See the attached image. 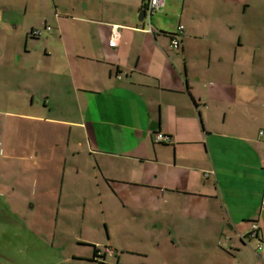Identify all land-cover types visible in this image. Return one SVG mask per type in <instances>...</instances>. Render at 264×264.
<instances>
[{
    "label": "crops",
    "instance_id": "0c3cea01",
    "mask_svg": "<svg viewBox=\"0 0 264 264\" xmlns=\"http://www.w3.org/2000/svg\"><path fill=\"white\" fill-rule=\"evenodd\" d=\"M19 1L37 22L18 63L0 64L15 106L0 132V264L114 258L109 237L62 260V207L78 210L70 197H99L106 215L105 197L120 204L115 218L149 245L123 254L143 264H264V0H203L188 12L183 1L172 12L182 33L173 19L155 23L156 11L139 22L145 0Z\"/></svg>",
    "mask_w": 264,
    "mask_h": 264
},
{
    "label": "rangeland",
    "instance_id": "374dc122",
    "mask_svg": "<svg viewBox=\"0 0 264 264\" xmlns=\"http://www.w3.org/2000/svg\"><path fill=\"white\" fill-rule=\"evenodd\" d=\"M183 1L186 2L187 12L189 10L188 6L194 5L197 7V5L204 2L203 0H166L167 8L163 9L161 12L156 11L152 18L153 21L156 23L159 22V20L173 19L171 21V26H175L177 32L179 27H177L178 20L172 17L174 16L172 15V12L175 11V15L179 14L178 11L182 6ZM10 12H13V18L19 24L16 31L9 22V19L11 18L9 16ZM32 17V10H27V14H25L24 7L19 0H0V21L2 23L0 28V64H3V61L1 60H3L2 58L4 56L14 57L13 62L16 64L18 63V57L15 56V51L22 50L21 43L24 37L23 30L36 24L37 21H34V18ZM204 32L205 27H202L199 33L203 34ZM15 46L18 48L14 49ZM0 74V132H2L4 130L2 114H5V111L14 110L15 106L8 105L5 101L6 90L3 78L4 71L0 70ZM75 198L77 199L75 202L78 207L75 215L64 213V207H62L59 231L56 239V241L60 243L62 260H64V257L73 260L74 256L90 255L93 249L80 244L95 245L98 243L101 247H104L107 244L109 237H111L113 238V243L117 246V255L114 258H107L105 264H118V255L121 256L119 264H143V260H141L139 256H128L123 254L124 245L128 246L129 250L132 251L137 250L138 245L147 246L148 241L140 244L138 235H132L127 232L129 229L128 224L123 228L122 224L119 222L120 218L118 220L115 218V215L119 213V209L121 208L120 204L109 197H105L104 205L107 208L106 215L101 209L99 197H96V201L92 199L93 197H70V199ZM86 198V226L82 227V216ZM112 209H114V212H112ZM97 220L99 221L98 223H100L99 225L95 224ZM107 224L109 225V228L107 227ZM118 229L125 233H122L123 235L117 234ZM146 250V254L157 253V251L152 248H147ZM160 258L163 259V256H160ZM147 261L149 262L148 264L151 263V260L147 259ZM71 263L72 262H70V264ZM72 264H90V262L75 261Z\"/></svg>",
    "mask_w": 264,
    "mask_h": 264
},
{
    "label": "built area",
    "instance_id": "2783aa9c",
    "mask_svg": "<svg viewBox=\"0 0 264 264\" xmlns=\"http://www.w3.org/2000/svg\"><path fill=\"white\" fill-rule=\"evenodd\" d=\"M164 2L165 0H145V16L150 18L151 15L153 14V12L161 9L164 6ZM121 29L122 27L119 25H112L110 28V35H109V40H108V46L110 48H117L119 45V41H120V36H121ZM45 31H51V27H46ZM183 31V26H179L178 27V33H182ZM44 30H40V29H35L33 31H31L30 35L34 38H38L43 34ZM148 32L149 33H153L152 32V27L149 23V28H148ZM176 35V34H175ZM175 35H173V37H171V43H170V47L172 49H178L179 48V41L175 38ZM156 143H164L166 141H170L169 137L164 136L161 133H158L155 135L154 138ZM260 225L258 222H251V226H250V230L247 234V238L248 240H259V232H260ZM263 250V244L260 242H258L256 249H255V253H259ZM105 254H112V249L110 248H105L104 250Z\"/></svg>",
    "mask_w": 264,
    "mask_h": 264
},
{
    "label": "water",
    "instance_id": "95a60500",
    "mask_svg": "<svg viewBox=\"0 0 264 264\" xmlns=\"http://www.w3.org/2000/svg\"><path fill=\"white\" fill-rule=\"evenodd\" d=\"M145 14H146V12H145V5H144L142 11L139 13V16H138L139 22H143V20L145 18Z\"/></svg>",
    "mask_w": 264,
    "mask_h": 264
},
{
    "label": "trees",
    "instance_id": "16d2710c",
    "mask_svg": "<svg viewBox=\"0 0 264 264\" xmlns=\"http://www.w3.org/2000/svg\"><path fill=\"white\" fill-rule=\"evenodd\" d=\"M171 37H173V35H171ZM102 252L104 254V251H102ZM103 254H101V251L100 250H98V249L95 250V256L96 257H101Z\"/></svg>",
    "mask_w": 264,
    "mask_h": 264
}]
</instances>
